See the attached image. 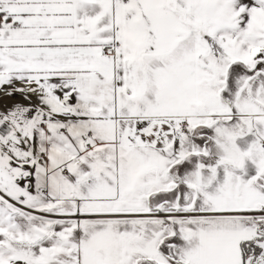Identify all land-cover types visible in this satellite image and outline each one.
I'll return each instance as SVG.
<instances>
[{"label":"snow or ice","instance_id":"6c2138e0","mask_svg":"<svg viewBox=\"0 0 264 264\" xmlns=\"http://www.w3.org/2000/svg\"><path fill=\"white\" fill-rule=\"evenodd\" d=\"M0 264H264V0H0Z\"/></svg>","mask_w":264,"mask_h":264}]
</instances>
